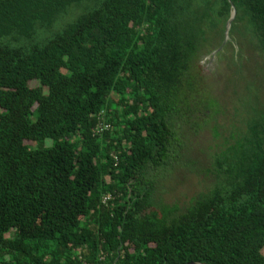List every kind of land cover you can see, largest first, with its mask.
I'll use <instances>...</instances> for the list:
<instances>
[{"label":"trees","instance_id":"trees-1","mask_svg":"<svg viewBox=\"0 0 264 264\" xmlns=\"http://www.w3.org/2000/svg\"><path fill=\"white\" fill-rule=\"evenodd\" d=\"M234 9L264 51V0H0V264H264V111L183 212L146 177Z\"/></svg>","mask_w":264,"mask_h":264},{"label":"rangeland","instance_id":"rangeland-1","mask_svg":"<svg viewBox=\"0 0 264 264\" xmlns=\"http://www.w3.org/2000/svg\"><path fill=\"white\" fill-rule=\"evenodd\" d=\"M86 7L73 6L52 31ZM227 25L192 65L195 87L188 99L193 113L177 121L170 158L146 174L156 183V203L176 204L181 212L216 184L217 155L246 129L251 110L264 111V51L250 35H230Z\"/></svg>","mask_w":264,"mask_h":264},{"label":"built area","instance_id":"built-area-1","mask_svg":"<svg viewBox=\"0 0 264 264\" xmlns=\"http://www.w3.org/2000/svg\"><path fill=\"white\" fill-rule=\"evenodd\" d=\"M110 129V124H104L101 123L97 128H96V133H102L103 131ZM111 199V196L106 195L104 196L103 201L107 203Z\"/></svg>","mask_w":264,"mask_h":264},{"label":"water","instance_id":"water-1","mask_svg":"<svg viewBox=\"0 0 264 264\" xmlns=\"http://www.w3.org/2000/svg\"><path fill=\"white\" fill-rule=\"evenodd\" d=\"M236 17V10L234 9L233 12H232V16L230 18V20L228 21V25H227V32H229L230 30V26L233 22V20L235 19ZM187 264H202V263H198V262H190V263H187Z\"/></svg>","mask_w":264,"mask_h":264}]
</instances>
